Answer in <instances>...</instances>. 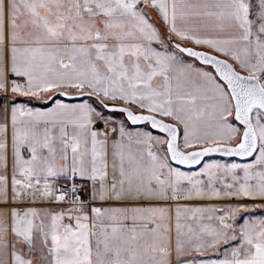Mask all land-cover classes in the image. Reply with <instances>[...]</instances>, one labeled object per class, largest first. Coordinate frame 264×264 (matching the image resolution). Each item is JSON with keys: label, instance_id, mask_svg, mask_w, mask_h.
<instances>
[{"label": "snow or ice", "instance_id": "obj_1", "mask_svg": "<svg viewBox=\"0 0 264 264\" xmlns=\"http://www.w3.org/2000/svg\"><path fill=\"white\" fill-rule=\"evenodd\" d=\"M0 264H264V0H0Z\"/></svg>", "mask_w": 264, "mask_h": 264}]
</instances>
